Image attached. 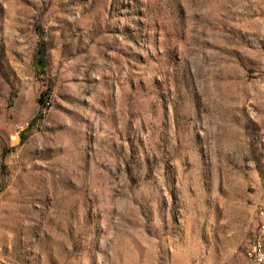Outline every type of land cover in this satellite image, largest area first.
Returning a JSON list of instances; mask_svg holds the SVG:
<instances>
[{"label": "rangeland", "instance_id": "rangeland-1", "mask_svg": "<svg viewBox=\"0 0 264 264\" xmlns=\"http://www.w3.org/2000/svg\"><path fill=\"white\" fill-rule=\"evenodd\" d=\"M261 211L264 0H0V264H250Z\"/></svg>", "mask_w": 264, "mask_h": 264}, {"label": "built area", "instance_id": "built-area-1", "mask_svg": "<svg viewBox=\"0 0 264 264\" xmlns=\"http://www.w3.org/2000/svg\"><path fill=\"white\" fill-rule=\"evenodd\" d=\"M260 216L264 217V211L260 212ZM255 233H259V239L260 235H264V221H261L258 224L257 232ZM250 248H257V240H252V238L250 239L249 252L245 256L247 257V260L250 262V264H264V255H259L258 251L257 257H250Z\"/></svg>", "mask_w": 264, "mask_h": 264}, {"label": "bare ground", "instance_id": "bare-ground-1", "mask_svg": "<svg viewBox=\"0 0 264 264\" xmlns=\"http://www.w3.org/2000/svg\"><path fill=\"white\" fill-rule=\"evenodd\" d=\"M252 240H257V248H250V257H257V251L259 255H264V239L261 238L259 239V237H255ZM248 252H249V248H248Z\"/></svg>", "mask_w": 264, "mask_h": 264}, {"label": "trees", "instance_id": "trees-1", "mask_svg": "<svg viewBox=\"0 0 264 264\" xmlns=\"http://www.w3.org/2000/svg\"><path fill=\"white\" fill-rule=\"evenodd\" d=\"M43 53H44V46L42 43H38L36 65L40 71H42L44 67Z\"/></svg>", "mask_w": 264, "mask_h": 264}]
</instances>
